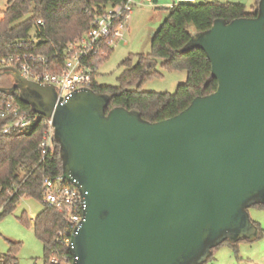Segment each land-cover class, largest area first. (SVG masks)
Instances as JSON below:
<instances>
[{"label":"water","instance_id":"95a60500","mask_svg":"<svg viewBox=\"0 0 264 264\" xmlns=\"http://www.w3.org/2000/svg\"><path fill=\"white\" fill-rule=\"evenodd\" d=\"M201 50L215 92L157 123L114 108L91 89L55 106L54 87L23 79L19 92L51 118L62 177L79 192L83 221L74 264H204L224 242L250 240L247 210L264 206V0L253 18L216 19L181 53Z\"/></svg>","mask_w":264,"mask_h":264},{"label":"trees","instance_id":"16d2710c","mask_svg":"<svg viewBox=\"0 0 264 264\" xmlns=\"http://www.w3.org/2000/svg\"><path fill=\"white\" fill-rule=\"evenodd\" d=\"M123 1L8 0L5 10L0 11V79L11 80L3 74L1 61L17 56L40 55L45 58L46 64L39 69L44 66L50 72L58 71L69 57V47L80 42L83 34L90 30L93 20L108 5ZM258 2L254 0L249 10L241 4L219 2L178 4L168 8L165 20L151 37V53L129 56L121 63L124 70L118 79V87L98 86L95 81L97 74L93 73L90 89L109 98L105 114L114 108H123L138 112L149 123H157L178 115L196 97L215 92L217 83L211 78L210 63L205 54L197 49L187 53H181V50L193 34L207 31L216 19L229 23L235 19L253 18ZM111 52V46L105 42L83 63L96 71ZM157 66L165 71L186 72V82L179 85L174 94L142 91L147 80L159 76L155 71ZM2 89L0 87V112L10 104L18 114L36 115L29 105L22 102L17 90L10 93L2 92ZM12 121V116H0V220L11 214L22 199L40 201L43 208L33 221V232L42 244L45 264L52 258L70 262L68 247L56 241L59 232L69 230L66 215L57 207L43 203V181L62 175L59 147L55 142L53 150L45 158L41 157L39 143L46 127L44 117L32 118L25 133L17 134L12 130L3 134V128ZM19 220L26 223L24 214ZM259 236L257 228L256 235L247 241ZM235 244L226 241L220 246L234 247ZM19 248V243H10L9 251L0 258V264H17ZM217 248L211 250L206 262L212 259Z\"/></svg>","mask_w":264,"mask_h":264},{"label":"rangeland","instance_id":"374dc122","mask_svg":"<svg viewBox=\"0 0 264 264\" xmlns=\"http://www.w3.org/2000/svg\"><path fill=\"white\" fill-rule=\"evenodd\" d=\"M136 3L127 21V30L112 44L108 59L97 69L95 77L98 86L118 87L123 72L121 63L129 56H147L151 53V37L158 30L167 15L172 0H132ZM199 0H195V4ZM228 1V0H225ZM230 1V0H229ZM249 10L254 0H241ZM8 0H0V11H4ZM34 31L31 32V35ZM136 61V60H135ZM159 76L147 80L142 91L157 94H174L179 85L186 82L184 71H165L157 66ZM9 78L0 79V87L10 86ZM42 203L34 199H22L15 210L0 220V258L9 251L10 243H19L16 253L17 264H45L42 244L33 232V221L42 210ZM24 214L26 223L19 220ZM247 214L260 231L259 238L239 241L235 245L218 247L212 259L205 264H264V208L251 207Z\"/></svg>","mask_w":264,"mask_h":264},{"label":"built area","instance_id":"2783aa9c","mask_svg":"<svg viewBox=\"0 0 264 264\" xmlns=\"http://www.w3.org/2000/svg\"><path fill=\"white\" fill-rule=\"evenodd\" d=\"M146 1L150 2V0ZM178 4H195V0H172L170 7ZM133 6L132 0H124L118 4L108 5L102 14L93 20L90 30L83 34L80 42L69 47L68 59L56 72H50L44 66L39 69V66L46 64L45 58L40 55L10 57L1 61V67L16 69L20 76L27 81L54 87L56 91L54 108L63 105L71 94L90 89L93 83L92 75L97 70L85 66L84 60L90 54L99 51L103 43L106 42V44L112 46L116 39L123 36V33L127 30V21ZM38 23L41 24V22ZM0 116H12L13 118V121L3 128V134L12 130H15L17 134L25 133L31 124V119L39 117L38 115L18 114L17 110L12 108L10 104H7L6 108L0 112ZM45 121L46 127L39 143L42 158H45L55 145L52 120L51 118H45ZM43 188V203L57 207L61 213L66 215V220L70 225L69 230L64 233L59 232L56 241L68 247L71 237L83 221V203L79 192L62 176L55 179H45ZM47 264H74V261L72 258L70 262L52 258Z\"/></svg>","mask_w":264,"mask_h":264},{"label":"crops","instance_id":"0c3cea01","mask_svg":"<svg viewBox=\"0 0 264 264\" xmlns=\"http://www.w3.org/2000/svg\"><path fill=\"white\" fill-rule=\"evenodd\" d=\"M151 2V1H150ZM203 2H219V3H233V4H241V2H243V1H241V0H228V1H225V0H199L198 1V3H203ZM134 4V6H133V8L136 6V3H133ZM242 5V4H241ZM167 16V15H166ZM166 18V17H165ZM165 18H164V20H165ZM163 20V21H164ZM162 21V22H163ZM96 74H97V72H96Z\"/></svg>","mask_w":264,"mask_h":264},{"label":"flooded vegetation","instance_id":"af4514ba","mask_svg":"<svg viewBox=\"0 0 264 264\" xmlns=\"http://www.w3.org/2000/svg\"><path fill=\"white\" fill-rule=\"evenodd\" d=\"M10 82H11V83H10V86H13V82H12V81H10ZM10 86H9V87H10Z\"/></svg>","mask_w":264,"mask_h":264}]
</instances>
